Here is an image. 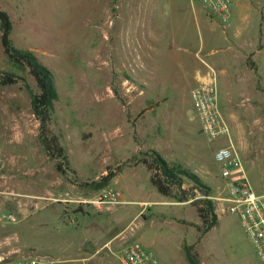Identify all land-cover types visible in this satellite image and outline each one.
<instances>
[{
  "label": "rangeland",
  "instance_id": "rangeland-1",
  "mask_svg": "<svg viewBox=\"0 0 264 264\" xmlns=\"http://www.w3.org/2000/svg\"><path fill=\"white\" fill-rule=\"evenodd\" d=\"M0 9L12 23L13 46L31 51L53 73L58 100L50 128L76 185L65 198L77 194L78 201L49 198L19 208L13 201H29V191L3 197L0 214H12L15 221L0 222V255L121 264L124 250L137 242L160 264H188L183 245L202 241L194 248L201 264H260L238 218L219 200L226 190L214 154L224 140L209 141L200 132L190 91L198 70H212L220 110L230 99L258 117L264 129V0H235L226 27L190 0H0ZM236 34L247 45L244 55L233 57ZM0 71L24 79L0 87L1 114L11 90H20L27 103V88L36 87L1 45ZM140 74L146 87L139 99ZM252 137L251 160L242 164L254 192L264 195V133L257 130ZM150 149L198 176L212 169L207 185L217 218L222 216L200 240L195 208L160 196L149 172L132 164ZM109 171L114 176L99 184ZM183 186L187 190L189 184ZM107 189L121 193L120 204L95 203Z\"/></svg>",
  "mask_w": 264,
  "mask_h": 264
},
{
  "label": "crops",
  "instance_id": "crops-1",
  "mask_svg": "<svg viewBox=\"0 0 264 264\" xmlns=\"http://www.w3.org/2000/svg\"><path fill=\"white\" fill-rule=\"evenodd\" d=\"M232 12L233 10H231V13ZM238 33L239 32H237V34ZM237 34L232 41V48L234 49L233 57L236 56L235 54L244 55L246 51V42L240 40ZM200 51L202 50L199 49L197 51L195 55L196 58H199L198 55ZM209 73L210 71H204V69L202 71L198 70L194 77L195 82L193 88L200 82L210 81L211 78ZM145 79L146 76L144 74L138 75L135 79V86L137 84L140 87L139 90H137L136 87L137 95H135L139 99L145 95ZM5 108L6 109L1 111L2 113L0 114V143L2 141L3 144L6 145L5 148H0V204H4L6 201L3 197L14 195L17 190L30 192V194H26L29 201H13L19 208H25L29 204H34L36 207L37 201L49 198L55 201L57 200L61 204H76L78 202L77 194L73 195V197H69V199L65 198L70 196L69 190L76 189V185L69 180L70 177L63 176L55 170L54 162L46 156L44 149L39 143V122L30 109L29 99L26 103L20 90H11V93L6 97ZM221 114L230 128L231 140L239 154L241 162L244 158H249V160H251L252 149H255L256 146L252 136L257 130L259 133H264V129L261 128V124L263 125V123H261L258 117L248 115L244 113L242 109L239 110L238 105L233 104L230 99L227 101L224 112L221 111ZM222 144H226V142L224 141ZM262 145H264V143H262ZM243 173L246 176L247 170L244 171V168ZM202 175L203 176H197L208 184L207 178L212 176V169L204 168ZM21 176H29L31 180L26 182ZM233 176L237 177L238 173H234ZM135 189L139 190L140 193L141 189H137V187ZM57 191H59L58 197L54 196ZM133 195L136 197L139 196L140 198L147 197L146 195L137 193ZM189 203L190 202L176 204L181 205ZM145 204H147V202H140V205ZM221 216L222 215H218V219L221 218ZM194 224L199 225V220L194 222ZM196 242L197 241H195L194 244ZM201 242L202 241H199L196 246L200 245ZM252 248L254 249L253 246ZM212 257L213 255L210 256V258ZM255 257L257 258L256 253ZM214 259L217 260L215 257Z\"/></svg>",
  "mask_w": 264,
  "mask_h": 264
},
{
  "label": "trees",
  "instance_id": "trees-1",
  "mask_svg": "<svg viewBox=\"0 0 264 264\" xmlns=\"http://www.w3.org/2000/svg\"><path fill=\"white\" fill-rule=\"evenodd\" d=\"M11 31L12 23L9 16L0 9V45L2 51L10 63L20 70H26L35 82L36 91L33 92L27 88V94L30 109L39 122V143L46 156L54 162L55 170L63 176H68L65 149L50 128L53 121L54 104L58 100L53 73L31 51L15 48L10 39ZM23 82V77L19 75L0 71V87ZM132 164L141 165L149 172L150 183L163 198L177 203L190 202L200 220V225L191 224L196 227L199 240L216 226L218 218L215 213V203L210 199L212 190L195 173L181 165L168 163L157 151L152 149L143 153L142 157L132 161ZM116 170H119V167ZM114 174V172L109 171L106 176L102 177L99 184L108 182ZM69 180L72 181L71 178ZM185 182L189 184L187 190L183 186ZM179 222L187 223L184 220H179ZM198 242L192 245H183L184 256L188 264H201L194 251Z\"/></svg>",
  "mask_w": 264,
  "mask_h": 264
},
{
  "label": "built area",
  "instance_id": "built-area-1",
  "mask_svg": "<svg viewBox=\"0 0 264 264\" xmlns=\"http://www.w3.org/2000/svg\"><path fill=\"white\" fill-rule=\"evenodd\" d=\"M199 5L210 17H214L223 26L230 23V15L235 0H190ZM210 81L200 82L190 92L193 109L200 122V129L209 141L222 139L226 142L219 147L214 160L219 166L220 176L225 181L226 196L219 198L227 203L226 212L235 215L248 240L254 247L256 256L264 264V196L257 195L243 173L242 162L231 140L230 128L223 118L215 86L213 72ZM238 173L234 177V173ZM218 199V198H217ZM98 205H116L121 203V193L107 189L95 202ZM14 222L12 214H0V222ZM13 255V254H12ZM0 255V264H55L47 256ZM121 264H160L157 257L145 250L139 243L133 242L123 252Z\"/></svg>",
  "mask_w": 264,
  "mask_h": 264
},
{
  "label": "water",
  "instance_id": "water-1",
  "mask_svg": "<svg viewBox=\"0 0 264 264\" xmlns=\"http://www.w3.org/2000/svg\"><path fill=\"white\" fill-rule=\"evenodd\" d=\"M201 132V131H200Z\"/></svg>",
  "mask_w": 264,
  "mask_h": 264
}]
</instances>
